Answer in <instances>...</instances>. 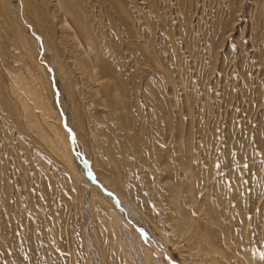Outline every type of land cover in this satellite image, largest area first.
Instances as JSON below:
<instances>
[{
    "label": "rangeland",
    "instance_id": "rangeland-1",
    "mask_svg": "<svg viewBox=\"0 0 264 264\" xmlns=\"http://www.w3.org/2000/svg\"><path fill=\"white\" fill-rule=\"evenodd\" d=\"M64 2L37 75L0 13V264H264V0Z\"/></svg>",
    "mask_w": 264,
    "mask_h": 264
},
{
    "label": "bare ground",
    "instance_id": "bare-ground-1",
    "mask_svg": "<svg viewBox=\"0 0 264 264\" xmlns=\"http://www.w3.org/2000/svg\"><path fill=\"white\" fill-rule=\"evenodd\" d=\"M41 1V3H38V1L37 0H22V3H23V9H24V11H25V14L29 17V19H27V22L25 21L24 23L25 24H27V25H30L33 29H34V33H33V36H31V35H29L27 32H25V30L23 29V26H22V24L20 23V22H18V20L13 16V14H11L7 9H5V7H4V5L2 4L1 6H2V10L0 11V13H1V15L3 16V20L5 21L4 22V24H5V26H6V28L8 29V33L12 36V38H13V40H14V43L17 45L16 46V48L17 47H19V49H20V54L22 55L21 57L22 58H24L25 60H26V64L27 65H29V66H31V69H33L34 71H35V73H36V75H37V70H38V68H39V66H40V64L38 63V60H37V58H36V53H35V45L37 46V44H36V42L37 41H39L40 39H44V46L45 47H49V44H50V37L52 38V36H51V32L49 33V30H48V27H47V25H46V20H44V17H43V10H44V7L46 6L48 9H50V5L52 6V8L54 9L53 10V12H52V14H53V17L55 18V20H59L58 18L62 15V18L60 19V21H61V23H60V25L58 26L59 28H60V32H66L65 34H66V40H70V42L72 41V43H73V47L74 48H76V42H75V38H76V34H75V32L74 31H70V32H73L74 33V35H75V37H73L72 35V33L70 34V32L68 31V27L66 26V20H69L70 21V18H71V20H72V22L77 26V28L79 29V34H82L83 36H84V38H85V41L87 42L86 43V45H88V51L86 50V48L84 49L85 51V55L89 58L90 56H91V52L93 51V50H95V39H94V37H93V35L89 32V30L87 31V29H86V27H85V25L83 24V22L80 20V18L78 17V15H77V13H76V9H74V8H71V7H69V5H68V3L67 2H64V0H53V2L51 1V0H40ZM108 1V0H107ZM118 0H112V3L114 4V7L116 6V7H118L117 9H121L120 8V6H119V4H118V2H117ZM56 2V3H55ZM109 2H111V1H109ZM119 2H121V1H119ZM2 3V2H1ZM71 4H72V2H70ZM69 3V4H70ZM10 4V3H9ZM56 4H57V6H56ZM75 4V3H74ZM73 5V4H72ZM122 5V4H121ZM0 6V7H1ZM22 9V10H23ZM117 9H115V10H117ZM16 10H18V9H16ZM118 10V11H119ZM20 12V11H19ZM121 12V11H120ZM78 13H80V12H78ZM19 14V13H18ZM121 14H123V12H121ZM51 15V14H50ZM65 15H67V16H65ZM124 15H125V12H124ZM79 16H80V14H79ZM126 16V15H125ZM81 17V16H80ZM82 18V17H81ZM51 19V18H50ZM2 22V21H1ZM85 23V22H84ZM48 24V23H47ZM69 25V24H68ZM50 28V27H49ZM73 29V28H72ZM76 29V28H75ZM2 30V29H1ZM5 30V29H4ZM59 30V29H58ZM52 31V30H51ZM6 32H7V30H6ZM63 35H64V33H62ZM71 35V36H70ZM2 36V35H1ZM5 36V35H4ZM7 36V35H6ZM6 36H5V38H6ZM11 38V37H10ZM12 40V39H11ZM74 40V41H73ZM79 40V39H78ZM80 42V41H79ZM13 42H12V45L14 44ZM67 43H69V42H67ZM78 43V42H77ZM80 45H81V43H80ZM12 47V46H11ZM52 47V46H51ZM14 48H15V46H14ZM89 48H92V49H90L89 50ZM76 49H78V48H76ZM97 49V48H96ZM17 50V49H16ZM95 51H97V50H95ZM88 53V54H87ZM16 54V53H15ZM19 54V55H20ZM78 54V53H77ZM98 54V53H97ZM81 55V54H80ZM92 55H94V56H96V52H93V54ZM57 56H58V54H57ZM84 56V55H83ZM98 56V55H97ZM77 59V58H76ZM96 59H98V58H96ZM77 60H79V59H77ZM99 60V59H98ZM82 61H83V64H85L84 63V60H83V58H82ZM97 61V60H96ZM79 62H80V60H79ZM95 62V61H94ZM82 65V64H81ZM80 65V66H81ZM92 66H94V65H92ZM82 68H84L85 70H86V68H88V69H90L89 68V66H84V65H82L81 66ZM94 68V67H93ZM93 68H92V70L90 71L91 72V75L92 76H90V74L88 75L89 77H91V78H96V77H94V75L92 74V71H93ZM33 71V72H34ZM95 73H96V71H95ZM96 75V74H95ZM87 76V75H86ZM94 79L93 80H91L90 81V79H89V81L90 82H94ZM36 80H38V83H39V85H41L42 86V88H43V90L44 89H46V88H48L49 87V84L46 82H43L42 80H40L39 78H38V76H37V78H36ZM35 80V81H36ZM103 80V79H102ZM105 81V80H104ZM109 81V80H108ZM96 83H98V85L100 84L99 83V81L98 82H96ZM92 84V83H91ZM93 85V84H92ZM96 84H94V86H95ZM90 86V85H89ZM93 86H91V88H92ZM41 88V87H40ZM94 89V88H93ZM119 90V89H118ZM46 91V90H45ZM115 94V93H114ZM114 97V96H113ZM7 98V97H6ZM115 98V97H114ZM118 98V97H117ZM120 98V97H119ZM47 99V98H46ZM116 99V98H115ZM8 100V99H7ZM49 102V101H48ZM51 103H49V105H50ZM55 116H56V114H55ZM59 115L56 117L57 119H59ZM59 130H62V133H63V135H62V145H64V149H65V158H66V160H67V162L69 163V164H73L72 163V160L70 159V153H71V151H70V149H72V147H71V145H72V143H71V137H70V135L65 131V129H63L61 126L59 127ZM70 151V152H69ZM74 166H76V165H74ZM77 171V170H76ZM75 171V172H76ZM73 172V171H72ZM74 172V173H75ZM189 173V172H188ZM114 175V174H113ZM116 175V174H115ZM192 176V175H191ZM116 177V176H115ZM112 179V178H111ZM189 179V178H188ZM190 180V179H189ZM116 181V180H115ZM191 185V184H190ZM190 185H188V186H190ZM177 191V190H176ZM179 193V192H178ZM180 194V193H179ZM174 195V194H173ZM178 196L179 195H177V198H178ZM174 198V197H173ZM175 199V198H174ZM179 199H182V198H180L179 197ZM174 201V200H173ZM177 201V200H176ZM179 201V200H178ZM181 202H183V200H180ZM174 203V202H173ZM183 204V203H182ZM181 204V205H182ZM180 205V206H181ZM202 207V206H201ZM176 208H178V206H176ZM184 208V207H183ZM203 208V207H202ZM199 209H201V208H199ZM206 209V208H205ZM184 210V209H183ZM204 210V209H203ZM214 210H216L215 208H214ZM185 211V210H184ZM186 212V211H185ZM204 212V211H203ZM216 212V211H215ZM179 213V212H178ZM182 213V212H181ZM201 213V212H200ZM204 213H206V211L204 212ZM180 214V213H179ZM207 214V213H206ZM204 215V214H203ZM202 215V216H203ZM208 215H210V214H208ZM208 215H207V217H208ZM186 216V215H185ZM191 217V216H190ZM184 219H187V218H184ZM196 219V218H195ZM214 219V218H213ZM178 220V219H177ZM217 220V219H216ZM195 221H197V219L195 220ZM212 221V220H211ZM191 222V221H190ZM196 223V222H195ZM195 223H193L195 226H197ZM207 223V222H206ZM111 224V223H110ZM179 223H177V225H178ZM190 224V223H189ZM185 225V224H184ZM193 225V226H194ZM175 226V225H174ZM113 227H114V224H113ZM177 227V226H176ZM176 227H175V229H176ZM199 227V226H198ZM203 227H205V226H203ZM207 227V226H206ZM210 227H211V225H210ZM184 228V227H183ZM174 229V230H175ZM180 230V229H179ZM193 231H195L194 229H193ZM200 231V230H199ZM178 232V231H177ZM181 232V231H180ZM191 232V231H190ZM207 232V231H206ZM184 233V232H183ZM202 233H203V231H202ZM208 233V232H207ZM191 234H192V232H191ZM191 236V235H190ZM189 236V237H190ZM184 237V236H183ZM192 237V236H191ZM200 238V237H199ZM202 238V237H201ZM193 239V238H192ZM205 239H206V236H205ZM194 240H196V237L194 238ZM210 240H211V238H210ZM206 242L208 241V240H205ZM191 243V242H190ZM194 243H195V241H194ZM193 243V244H194ZM208 247H209V245H208ZM211 248V247H210ZM197 249V248H196ZM212 249V248H211ZM215 249V248H214ZM219 249V248H218ZM147 250V249H146ZM213 250V249H212ZM150 251V250H149ZM151 252V251H150ZM200 252V251H199ZM199 252H197V253H199ZM212 253V252H211ZM210 253V254H211ZM206 254H207V252H206ZM203 255V254H202ZM205 255V254H204ZM152 256V255H151ZM150 255H149V257H151ZM199 256V255H198ZM146 257V256H145ZM200 257V256H199ZM149 259V258H148ZM153 259V258H152ZM146 260H147V258H146ZM159 260V259H158ZM148 261H150V260H148ZM147 261V262H148ZM149 263V262H148Z\"/></svg>",
    "mask_w": 264,
    "mask_h": 264
}]
</instances>
